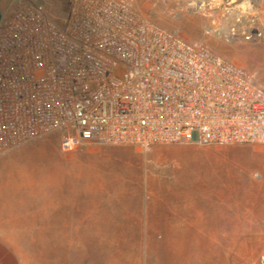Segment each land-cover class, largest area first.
Returning <instances> with one entry per match:
<instances>
[{"label": "rangeland", "instance_id": "374dc122", "mask_svg": "<svg viewBox=\"0 0 264 264\" xmlns=\"http://www.w3.org/2000/svg\"><path fill=\"white\" fill-rule=\"evenodd\" d=\"M25 1L59 23L71 0H0V22ZM136 2L154 23L241 61L264 84L255 50L264 36L226 35L233 24L261 31L257 9L236 24L235 3L200 11L190 0ZM0 181L13 205L65 212V228L15 246L27 264H254L264 249V146L80 141L64 152L52 133L1 155Z\"/></svg>", "mask_w": 264, "mask_h": 264}, {"label": "built area", "instance_id": "2783aa9c", "mask_svg": "<svg viewBox=\"0 0 264 264\" xmlns=\"http://www.w3.org/2000/svg\"><path fill=\"white\" fill-rule=\"evenodd\" d=\"M190 1L200 11L235 3L237 24L260 0ZM253 30L233 24L226 35L264 36ZM52 133L64 152L80 141L264 146V85L136 0H71L59 23L25 1L0 22V156Z\"/></svg>", "mask_w": 264, "mask_h": 264}, {"label": "crops", "instance_id": "0c3cea01", "mask_svg": "<svg viewBox=\"0 0 264 264\" xmlns=\"http://www.w3.org/2000/svg\"><path fill=\"white\" fill-rule=\"evenodd\" d=\"M257 12L264 21V0L259 1ZM261 30L264 32V26ZM255 50L264 55V41L257 42ZM238 63L242 65L241 61ZM7 194L8 190L0 189V264H27L23 253L15 246L40 245L42 230L65 228L64 224L68 222L62 218L65 212L59 211L56 206L45 210L39 205H13L8 202Z\"/></svg>", "mask_w": 264, "mask_h": 264}, {"label": "bare ground", "instance_id": "6f19581e", "mask_svg": "<svg viewBox=\"0 0 264 264\" xmlns=\"http://www.w3.org/2000/svg\"><path fill=\"white\" fill-rule=\"evenodd\" d=\"M231 2H232V0H230V3H231ZM224 5H225V4H224ZM240 6H241L242 9H244V5H243V4H241ZM230 169H231V168H230ZM235 170H236V169H235ZM227 171H228V170H227ZM210 174H211V173H210ZM228 174H229V173H228ZM224 176H225V175H224Z\"/></svg>", "mask_w": 264, "mask_h": 264}, {"label": "water", "instance_id": "95a60500", "mask_svg": "<svg viewBox=\"0 0 264 264\" xmlns=\"http://www.w3.org/2000/svg\"><path fill=\"white\" fill-rule=\"evenodd\" d=\"M222 9V6H220V10ZM217 18L219 19V15L217 16Z\"/></svg>", "mask_w": 264, "mask_h": 264}]
</instances>
